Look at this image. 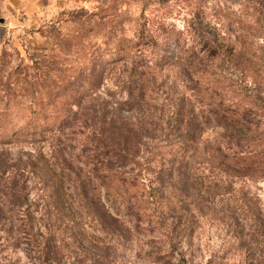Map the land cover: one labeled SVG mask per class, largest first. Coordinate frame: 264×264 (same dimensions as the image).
Segmentation results:
<instances>
[{
  "label": "rangeland",
  "instance_id": "rangeland-1",
  "mask_svg": "<svg viewBox=\"0 0 264 264\" xmlns=\"http://www.w3.org/2000/svg\"><path fill=\"white\" fill-rule=\"evenodd\" d=\"M214 85L264 144V0H0V264H264Z\"/></svg>",
  "mask_w": 264,
  "mask_h": 264
},
{
  "label": "trees",
  "instance_id": "trees-1",
  "mask_svg": "<svg viewBox=\"0 0 264 264\" xmlns=\"http://www.w3.org/2000/svg\"><path fill=\"white\" fill-rule=\"evenodd\" d=\"M158 1L167 2L169 0ZM126 42H129V40L123 39V43L121 40V48L122 44L123 47H128L129 44H125ZM202 90L203 93L209 96L208 103L212 115L219 119L221 127L225 128L229 135L224 141L217 138L215 149H212L213 146H209L205 150L200 149L194 155L198 160L203 159L202 155L207 154L209 157L213 155V159H215L212 164L213 168L217 169L220 174H227L232 178L254 175L264 165V147H262L264 144L261 143V138H259L262 133L250 123L242 111H238L232 107V104L227 102L224 86H207L202 87ZM189 137L190 134H186L185 140L182 141L184 151L192 148L193 144L190 143ZM234 140L236 141L234 142ZM198 176L201 182L204 183L202 178L204 176L202 174Z\"/></svg>",
  "mask_w": 264,
  "mask_h": 264
}]
</instances>
